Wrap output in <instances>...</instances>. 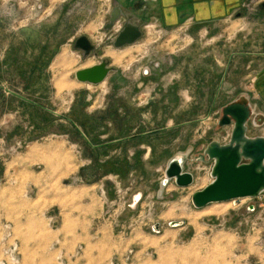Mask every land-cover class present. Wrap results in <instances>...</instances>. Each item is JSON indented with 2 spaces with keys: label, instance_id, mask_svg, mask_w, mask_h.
Listing matches in <instances>:
<instances>
[{
  "label": "rangeland",
  "instance_id": "1",
  "mask_svg": "<svg viewBox=\"0 0 264 264\" xmlns=\"http://www.w3.org/2000/svg\"><path fill=\"white\" fill-rule=\"evenodd\" d=\"M143 3L0 0V264H264V192L192 204L212 182L213 162L196 159L214 140L229 143L225 107L249 106L246 136L264 138V0L224 21L170 28ZM126 27L139 38L117 47ZM101 61L112 69L102 84L76 80ZM158 98L196 122L195 183L160 194L162 170L131 167L109 144L126 112L155 135L163 121L145 111ZM151 145L163 155L160 141Z\"/></svg>",
  "mask_w": 264,
  "mask_h": 264
},
{
  "label": "crops",
  "instance_id": "2",
  "mask_svg": "<svg viewBox=\"0 0 264 264\" xmlns=\"http://www.w3.org/2000/svg\"><path fill=\"white\" fill-rule=\"evenodd\" d=\"M245 4L246 0H144L141 12H144L146 9L147 12L155 11L154 14L158 15V20L161 21L165 27L170 28L177 27L183 24L186 20L193 21L194 25L224 21L243 9ZM136 7H139V3ZM263 83L264 81L261 79L259 87L261 91H263L262 94H264ZM170 99L171 98H158L155 100L156 102H152L153 105H150L145 111L150 117H155L157 121H163L158 125L160 127L157 130V135H151L148 128L150 125L148 121L141 124L137 123L135 126L130 125L129 121L132 119L133 115L128 112L123 114L125 121L121 124L120 128H118L117 121L116 123H111L109 135L115 136V139L109 142L111 149L115 148V150L112 151L114 153L111 154L115 155V158L119 160H122L123 157L126 156L129 166H134L135 168L140 166L148 173L150 168H153L151 170H154L155 172L162 170L163 179L161 182L165 178V171L168 164L173 159L180 158L182 160L183 172L189 173L193 176L194 184L195 172L197 170L189 168L190 166L187 165V159L193 150V146L189 143V138L195 130L194 126L196 122L185 121L189 119V111L183 112L179 110L176 111L175 109L172 111V107L166 109L168 110V114L165 113L166 110L163 108L161 109L160 107L166 104L171 105L172 102L169 103V101H171ZM125 100L129 101L130 98L126 97ZM140 115L144 116L142 113ZM182 138H184L183 142L181 140ZM155 139L161 143V151L158 152L163 155H160L159 157L152 155L155 149L152 151L153 145H151V141ZM184 142L185 144H183ZM212 142L217 141L214 140ZM205 150L196 160L203 161V159L207 158L205 156ZM128 154L131 158L127 157ZM134 157L139 161L134 163ZM162 160H164L163 164H160ZM115 174L113 173L111 175L118 177V175ZM161 182L158 194L165 191V189L172 184L177 189H181L178 188L173 181L169 182L164 188H162ZM136 195L142 197L143 193L141 190H137L134 196Z\"/></svg>",
  "mask_w": 264,
  "mask_h": 264
},
{
  "label": "water",
  "instance_id": "3",
  "mask_svg": "<svg viewBox=\"0 0 264 264\" xmlns=\"http://www.w3.org/2000/svg\"><path fill=\"white\" fill-rule=\"evenodd\" d=\"M138 38L136 29L126 27L118 35L115 45H130ZM81 42L87 43L86 40H78L79 46L85 47ZM111 72L109 63L101 61L97 65L77 71L75 78L79 83L97 86L102 84ZM251 113L250 107L244 104H232L223 109L219 126L233 127L230 140L226 145L211 142L205 150V156L213 162L212 182L193 194L192 204L196 209L215 203L254 199L264 192V138L251 139L246 136ZM172 181L181 189L193 185V176L183 172L180 158H175L168 164L161 187L164 188ZM140 198L139 195L134 196L133 205H136ZM169 226L179 227L182 223L173 222ZM153 232L159 233V225L153 227Z\"/></svg>",
  "mask_w": 264,
  "mask_h": 264
},
{
  "label": "bare ground",
  "instance_id": "4",
  "mask_svg": "<svg viewBox=\"0 0 264 264\" xmlns=\"http://www.w3.org/2000/svg\"><path fill=\"white\" fill-rule=\"evenodd\" d=\"M64 49V48H63ZM66 54H63L61 57H60V62L61 63H65V61H66ZM68 60V59H67ZM224 208V207H223ZM220 211V210H219ZM224 211V210H223Z\"/></svg>",
  "mask_w": 264,
  "mask_h": 264
},
{
  "label": "flooded vegetation",
  "instance_id": "5",
  "mask_svg": "<svg viewBox=\"0 0 264 264\" xmlns=\"http://www.w3.org/2000/svg\"><path fill=\"white\" fill-rule=\"evenodd\" d=\"M81 39H82V38H81ZM116 39H117V37H116ZM116 39L113 41V43H115V42H116ZM84 43H85V42H84ZM84 43H83V42H81V44H82V45H84V46H87V43H85V44H84Z\"/></svg>",
  "mask_w": 264,
  "mask_h": 264
}]
</instances>
